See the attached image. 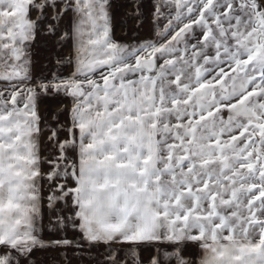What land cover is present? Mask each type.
Here are the masks:
<instances>
[{
  "label": "snow or ice",
  "instance_id": "obj_1",
  "mask_svg": "<svg viewBox=\"0 0 264 264\" xmlns=\"http://www.w3.org/2000/svg\"><path fill=\"white\" fill-rule=\"evenodd\" d=\"M0 264H264V0H0Z\"/></svg>",
  "mask_w": 264,
  "mask_h": 264
},
{
  "label": "crops",
  "instance_id": "obj_2",
  "mask_svg": "<svg viewBox=\"0 0 264 264\" xmlns=\"http://www.w3.org/2000/svg\"><path fill=\"white\" fill-rule=\"evenodd\" d=\"M117 31L119 32V29H118ZM37 43H38V45L40 44L39 41H38ZM35 51L38 53V55L36 56V59L39 60V59H40L39 53L42 51V47H37V48L35 49ZM149 254H150V253H149L148 251H145V252L143 253V255H144L145 258H147V256H148Z\"/></svg>",
  "mask_w": 264,
  "mask_h": 264
}]
</instances>
